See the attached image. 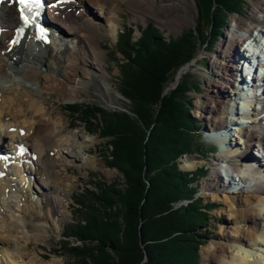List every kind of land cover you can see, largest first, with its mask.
<instances>
[{
  "label": "rangeland",
  "instance_id": "1",
  "mask_svg": "<svg viewBox=\"0 0 264 264\" xmlns=\"http://www.w3.org/2000/svg\"><path fill=\"white\" fill-rule=\"evenodd\" d=\"M179 1L180 0H158L157 4L159 6L169 2L174 5V9L170 12L166 10L158 11L155 9V11L153 10V13L155 12V17L149 16L142 19H139L138 15L144 9V3L140 5L131 3L132 7H129L125 3H121L119 5L120 12L118 17L113 13L109 14V19L116 18L115 22H113V24L117 25V31L115 33L110 31V28L112 27L107 22V16L99 15L100 13L90 3L85 2V7L77 8L78 10L74 9V14L79 19V21L77 19L73 20L74 24H76V30L90 33L91 40L102 51V58L101 61L99 60V64L96 61H92L93 65L91 67L86 68V70H80L79 73L70 77V80L66 82L67 86L63 91L58 88L49 91L48 89H45L46 87H43L44 90L40 89V92L38 91L36 95L39 100L46 99L49 102V113L52 118H54V120H61L63 125H65L66 135L73 137L72 145H70V149H73V151H71L68 146H64L62 152L57 151V153L54 154L52 150L48 152L50 154L49 156L54 158V168L52 167L51 170L53 172L57 170L58 174L57 171L54 174L62 177V185L59 186L57 191L60 197V202L57 207H54L53 209L51 207L52 205H42L40 185L37 181L35 182L36 191L32 187V191L30 188L26 192L28 195L27 199L24 197L26 189L25 187H21L22 183L17 180L15 175L9 173L5 177H0V179H2L0 180V187H6V195L0 196V213H5L6 218L9 220L10 216L14 215L15 217L12 218L11 221L16 222V224L19 225L17 235L14 234L12 237L4 234V230H2L0 241H2L1 239L4 241L9 239V242H11L12 245H15L13 247L17 248V250H14V253L19 254L22 257L19 260L20 262L26 263L29 260H32V263L34 264L35 258L37 264H81V260L79 259L77 261V256L67 252V250L76 246H81L83 250L86 248L92 250L96 246V235L90 234V231L87 232L88 235H86L81 242L78 240L79 237L83 236L81 233L79 235L78 231L85 228L87 223H91L92 220L97 219L93 214L94 209L96 210L99 219H101L104 211L109 210L113 217H116V220L111 218L114 230L116 228L117 230L118 228L122 229L124 224L121 213L125 210L124 205L119 203V206H117L116 202H112L113 207H104V205L101 204V200H103L104 196H109L110 194L107 185L113 187L114 190L126 193H128L130 187L133 185L141 186L143 192L141 201L138 204L139 206L145 204L143 201L148 203L149 200L152 201V199L157 197L158 190L155 189V191H152V188H149L150 190L147 189L149 185L147 180H141L139 178L134 182H127L129 179L125 176L122 170L112 165H108V160L111 156V145L109 144L110 137L104 135L103 129L105 126L102 124V122L107 119H103L101 122V127H103V129L98 131L100 125H98V127L94 126L93 129L92 125L88 124L89 121H85L81 114L75 112L70 113L67 110L68 106H72L73 104H86L87 106L97 107L101 111L107 113L108 111L130 112L128 100L118 91V68H120L119 64L122 54L119 50L120 45H116V43L120 44L122 40L128 39L129 41L132 40L131 42L136 41L141 35L143 29L149 25L161 32L159 41L167 43L171 42L172 39L176 40L177 38L178 48L180 49L188 46L191 42L193 43V45H191L193 46L192 55L185 62L188 63L185 66H183L185 63L181 64L175 69V71L169 74L165 81V86L167 88H165V90L163 88V90L165 92L167 90H172L177 83L183 84L186 87V90L183 91V95L180 92L179 99H176L178 102H184L183 106L187 109V113L190 117V128H183V133L180 134V136L174 135V131L171 133L169 130L167 131V135H170V137L174 135L173 138L176 142L174 146L178 144L177 148L182 150L179 154L173 157L177 170L182 172L186 178H190L188 185L195 189L193 197L199 198L203 205L205 204L208 206V210L205 211L208 220L197 231L200 232V237L195 238V240L197 239L200 242L197 245L196 250L197 264H222L220 259L217 262L214 261V259H212L211 262L208 261L209 253L214 250L215 245L222 244L226 247L231 246V250H233L234 247L239 245L235 244L239 239V233L237 231L240 228L246 230L247 226H256L258 224H260L259 228H264V218L262 214L259 215L255 212L249 213L248 217L251 219L244 222L237 216V214H235L240 208L236 205H232L230 202V200L238 201V198L241 197V208H244L245 196L250 195L251 191L255 188L253 187L254 179L247 175L249 172H245V169L252 167L255 168L253 162L254 160H257L258 162L260 161V167L264 170V160H260L259 158H256V156L254 157L253 152H255L257 147H252L248 154L249 156L243 158L246 151L243 150V145L239 143V136L237 134L238 130H230L231 125L228 124V113L222 115L223 122L221 125L216 128H210L208 121L205 119L207 113L201 109L203 102L207 99V83L205 80L211 74V66L213 61L217 58V51L220 47L226 45V40L228 38L233 39L235 44L236 49L233 53L234 55H229L235 64L238 56L241 58L242 55L245 56L248 53L249 55L251 54L250 50H248V52L245 51V49L250 46L248 41L244 44V48L241 47L242 44L239 43L240 39L238 35H244L245 33L240 31L236 34V31L231 26L233 25V20L242 19L245 24H248L251 27L253 34L257 35V29H263V26H257V22L261 16L264 15V6L261 8L263 9V12L257 13L254 4H256V2L263 4L264 0H239V2L235 3V5H238L232 8L233 10H223L220 5L210 3L211 8H214V10L207 13L199 7V2L197 0H184V3ZM114 3L115 2H112L110 6ZM145 5H147V1L145 2ZM166 19H170L172 22H177L179 27L174 30L171 26L172 23L171 25L165 23ZM86 21H89L92 26L91 28H93L92 30L83 28L79 25ZM218 22H221L222 25L216 31L213 26ZM53 23L54 22L51 21V24ZM56 25L65 31V29L58 23H56ZM128 28L132 29L130 35H127ZM63 31L62 35L60 34L59 36L57 32H54V34H56L51 35L53 37L51 40L52 42L50 41V43L45 46L42 44L41 47H46L48 50L52 49V47L57 50L56 48L60 47V49L63 50L64 47L67 46L69 51H80L90 58L91 53L88 51L90 48L88 47L87 39L79 38L78 40H71V38H69L70 36H66ZM212 31L214 32V35L211 36L210 34H212ZM123 37L126 38L123 39ZM183 37H186V44L183 42ZM170 38L172 39L170 40ZM27 39L20 44L17 52L14 53L15 56H18L21 52L24 54L27 53V50H29L30 47L34 48V41L31 44ZM38 47L39 46L36 45L34 49L36 50ZM49 53L51 56L55 54L53 51ZM65 56H67V54H65ZM54 61L55 62L51 65V68L59 69V67H61L60 74L57 70L48 71V65L36 66L38 72L53 76L56 80H64L63 77L66 75L64 71L66 61L64 62L63 60L59 63V67L58 61ZM10 63V60H8L7 64ZM14 65L18 69L21 68L19 62L14 63ZM236 70L237 72L240 71V65H237ZM84 72L85 74H83ZM235 74L238 75V73ZM4 76H0V86H13L17 91L20 90V86L16 83L24 82L22 79L19 81L18 78L16 79L12 77V80L8 78V73ZM90 76L92 79H90ZM244 76L245 75L243 74V77ZM65 77H68V75ZM230 77L231 71L227 75V80L225 82L220 81L219 83L225 89V95L227 98L226 102H228L227 107L231 110V104H234V102L236 103L238 96L234 100L233 95L235 90L233 88V78L231 77V81H229ZM41 83L42 82H40V84ZM73 88L77 89L75 93L72 90ZM222 99L223 98L218 101L224 103L225 101ZM260 106L261 109L264 110V106ZM241 107L242 105L240 104L239 109ZM254 113L255 116L258 112L255 111ZM249 122L253 125L256 121L249 120L248 123ZM152 124H150L149 127H153ZM14 125H20L25 129L27 128V124L21 121L18 123L16 122ZM227 125L229 127V132L223 129ZM252 125L248 128H251ZM177 131L179 130H176V132ZM218 131L222 132L223 137H221L224 139V141H219V143L216 141V138L209 137L212 136V132L220 137ZM144 133V139L141 142L142 146L137 149L135 148V151L141 154L144 151L143 144L146 143L145 138L148 134L146 131ZM186 135L190 139L189 143ZM242 139H246V137ZM226 142H230L231 147L226 145L225 149L222 150L221 146ZM125 148L127 150L130 149L131 151L132 145L127 143ZM236 148L237 151H244V153L241 156L234 154L228 158L229 162H234L235 166L241 170L240 173L232 175L228 173L229 167L227 168L222 158L218 160V156H230V149L232 152L233 150H236ZM72 155H76V158ZM134 156L135 155L131 157L134 158ZM190 160L199 161L200 163L197 164L193 170H185V165ZM141 164L142 162H140V166L142 167ZM121 168L123 170H128L129 166L127 167L126 163H122ZM216 168L223 169L224 172H221L220 175L223 177H221V181L225 184L222 186V190L216 191L217 193L207 189V184L211 180L213 171ZM25 178L29 180V186L31 187L32 177ZM236 180H238V182ZM228 182L230 183L226 184ZM11 184L13 185V188L10 189L9 186ZM13 191H16V194L13 193ZM90 194L96 195L94 199ZM223 194H227L228 199L224 198L222 196ZM161 196L162 194H160L159 197ZM226 199L229 200V203ZM2 200H4V204H2ZM154 201H157V199H154ZM186 202L187 200L182 198L174 202L169 201L168 206H170L171 209L177 208L179 206H184ZM31 204H34L38 209L39 217L37 220L25 221L21 219L23 213L21 209L23 208L25 211H29L28 208H30L29 205ZM138 208V210L141 211V207ZM202 209L204 210L205 208ZM157 215L158 214L155 213L154 215H151L152 217L149 219L157 218ZM143 221L145 225H148V218L145 217L143 220L138 219V228ZM24 224H26L27 230L24 228ZM36 225H38V227L35 228ZM38 228L40 230H38ZM149 228L150 227H147V230ZM245 230H242L241 232L244 233L246 232ZM139 234L138 231V237ZM258 245L259 244L257 243V245L251 244L250 246L258 247ZM2 246L3 243L1 244L0 242V249H2ZM139 248L143 253L140 261L142 262L145 260V251H143L144 247L140 243ZM0 260L3 263L6 262L1 254Z\"/></svg>",
  "mask_w": 264,
  "mask_h": 264
},
{
  "label": "bare ground",
  "instance_id": "2",
  "mask_svg": "<svg viewBox=\"0 0 264 264\" xmlns=\"http://www.w3.org/2000/svg\"><path fill=\"white\" fill-rule=\"evenodd\" d=\"M46 1L52 2L54 0ZM69 1L63 0L57 5L48 7L44 10L42 18L38 20L37 34L31 29L36 24V13H32L30 18L31 24L28 26V30L26 31V24H21L18 22L12 3L9 0H5L0 5V76H4L6 73H8V78L12 79L13 77L16 79L18 78L19 81L20 79L24 81L22 83H16L18 86H20L19 91H17L13 86H0V151L5 156L9 155V160L11 162L8 165H6L4 161L0 162V177H5L9 173L15 175L17 180L22 183L21 187H25L26 190L24 197L27 199L28 195L26 192L30 188L32 191V187L35 189V182L37 181L40 185L42 205H52L51 207L53 209L54 207H57L58 203L60 202V197L57 191L59 186L62 185V177L57 175V170V174H54L56 171L53 172L51 170L52 167L54 168V158H51L48 152L51 150L53 151V154L57 153V151L62 152L64 146H68L70 149V145H72L73 142V137L66 135L67 133L65 125H63L61 120H54V118H52L51 114L49 113V102L46 99L39 100L36 95L38 91L40 92V89H43V87H46L45 89H48L49 91L55 88L63 91L66 88V82L70 80V77L79 73L80 70H86V68L91 67L93 65L92 61H96L98 63L102 58V51L97 45L93 43L90 33L76 30V24H74L73 20L77 19L79 21V19L74 14V9L85 7V2L90 3L100 13L99 15L107 16V22L112 27L110 28V31L113 33L117 31V25L113 24L116 18L109 19V14L113 13L116 15V17H118L120 12L119 5L121 3H125L129 7H132L131 3L136 5L144 3V9L138 15L139 19L149 16L155 17V12L153 13V10L155 11V9L158 11L166 10L168 12L174 9V5L169 2H167L168 4L164 3L159 6L157 4L158 0ZM146 1L147 5H145ZM112 2L115 3L110 6ZM179 2L184 3V0H180ZM54 4L56 3H51L50 5ZM254 5L256 8L255 11L257 13L263 12V9L261 8H263L264 3L259 4L256 2ZM51 21L54 23L51 24ZM56 23L63 27L65 31L57 27ZM165 23H167V25H171L172 23L171 26L174 30L175 28L179 27L177 22H172L170 19H166ZM82 24L79 25L83 28H87L89 30L93 29L91 28L92 26L89 21L84 23L82 22ZM231 26L236 31V34H238L240 31L245 33L244 35H238L240 39L239 43H241V47L244 48V44L248 41L250 46L247 47L245 51L248 52V50H250L251 54L249 55L248 53L245 56L242 55L241 58L238 56L235 64L234 61L231 60V57H229V55H234L233 53L236 49L235 44L233 39L228 38L226 40V45L220 47V49L217 51V58L213 61L211 66V74L205 80L207 83V99L203 102L201 109L207 113L205 119L208 121L210 128H216L217 126L221 125L223 122L222 115L228 113V124L231 125L230 130H238L237 134L239 136V143L243 145V150L246 151L243 158L249 156L248 154L252 147H257L255 152H253L254 157L256 156V158L264 160V156H260V150L264 149V110L261 109L260 106H264V40H262L264 39V15H262L257 22V26H263L262 30L257 29V35L253 34L251 27L248 24H245L242 19L233 20V25ZM22 27L23 32L20 33ZM62 31L66 36H70L69 38H71V40H78L79 38L85 40L87 39L88 47L90 48L88 51L91 53L90 58L80 51H69L67 46H65L63 50H61L60 47L56 48L57 50L53 49V47L50 50L46 49V47H41L42 44L45 46L50 43V41L53 39L51 36L52 33L54 34V32H57L59 36L60 34L62 35ZM26 39L31 44L34 41L33 44L35 46H39L37 48L38 50L34 49L35 46L34 48L30 47V49L27 50V53L24 54L21 52L18 56H15L14 53L17 52L20 44L25 42ZM51 51L55 52V54L52 56L49 53ZM65 54H67V56H65ZM8 60H10V64H7ZM54 60L58 61V67L59 63H61L63 60L64 62L66 61L64 71L68 77H65L66 75L64 74V80H56V78H53V76H48L47 74H41L38 72V68L36 66L48 65V71L57 70V72L60 74L61 67H59V69L51 68V65L55 62ZM17 62L21 64L20 69L14 65V63ZM237 65H240L241 72H237ZM230 71L231 77L233 78V88L235 90L233 96L235 97L240 95V98L236 100V103L234 102V104H231V110L227 107L228 102H226L227 98L225 95V89L219 83L220 81L225 82L227 80V75L230 73ZM235 73H238V75ZM83 74H85V72ZM243 74L245 75L244 77ZM231 77L229 81H231ZM90 79H92L91 76ZM40 82L42 83L40 84ZM72 90L74 93L77 91L75 88ZM221 98H223L222 100H224L226 104L225 102L222 103L218 101ZM240 104L242 107L239 109ZM255 111L258 113L254 116ZM249 120L256 122L252 125V123H248ZM19 121L27 124V128L25 129L20 125H14ZM251 125L252 127L248 128ZM223 129L229 132L228 125ZM211 135L212 136L209 137L216 138L218 143L219 141H224V139H222V132L218 133L220 137L214 132H212ZM244 137H246V139H242ZM226 145L230 146V142L223 143L221 149H225ZM18 147L20 148V152L16 153V149ZM70 150L73 151V149ZM244 151H237L236 148V150L231 152L230 149V156L221 155L218 156V160L222 158L227 168L229 167L228 173L232 175L240 173L241 170L235 166L234 162H229L228 158L234 154L241 156L243 155ZM72 156L76 158V155ZM259 162L254 160L253 163L255 168L252 167L245 169V172H249L247 175L254 179L253 187L255 188L251 191L250 195L245 196L243 205L244 208H241V197L238 198V201L230 200L232 205H236L238 208H240L235 212V214H237V216L244 222L248 219H251L248 216L249 213L252 212H255L259 215L262 214L264 218V170L260 167L261 164H259ZM199 163V161L190 160L185 165V170H193L194 167ZM221 172H224L223 169L221 170V168L214 169L213 176L207 184L208 190L215 192L222 190V186L225 184L223 181H221ZM25 177H32L31 187L29 186V180H27ZM236 181L238 182V180ZM229 183L230 182L226 184ZM9 188H13V185L11 184ZM5 189L6 187H0V196L6 195ZM13 193L16 194V191H13ZM222 196L228 199L227 194H223ZM227 199L226 201L229 203V200ZM1 202L4 204V200ZM29 206V211H25L23 208L21 209L23 212L21 219L25 221L37 220L39 217L38 209L34 204ZM0 215V236L2 235V230H4L3 233L7 236L12 237L14 234L17 235V229L19 228V225L16 224V222L11 221V219L15 216L11 215L9 220L6 218L5 213L2 212ZM36 227H38V225H36L35 228ZM259 227L260 224L256 226H247L246 230L240 228L237 231L239 233V239L235 244L239 245L234 247L233 250H231V246L226 247L222 244L215 245L214 250L209 253L208 261L211 262L212 259H214V261L217 262L220 259L222 264H264V228ZM24 228H27L26 224H24ZM38 230L40 229L38 228ZM242 230H245L246 232L243 233L241 232ZM1 240L2 241L0 242L1 244L3 243V246L2 249H0V254L2 257H4L6 262L3 263L0 260V264H33L32 260H29L26 263L20 262L19 260L22 257L21 255L14 253V250H17V248L13 247L15 245H12L11 242H9V239L6 241L3 239ZM257 243L259 244L258 247L250 246L251 244L257 245ZM34 264H37L35 258Z\"/></svg>",
  "mask_w": 264,
  "mask_h": 264
},
{
  "label": "trees",
  "instance_id": "3",
  "mask_svg": "<svg viewBox=\"0 0 264 264\" xmlns=\"http://www.w3.org/2000/svg\"><path fill=\"white\" fill-rule=\"evenodd\" d=\"M197 1L199 7L206 13L214 10L211 8L212 3L220 5L223 10H231L238 5L235 3L239 2V0ZM221 25V22H218L213 27L217 31ZM127 32V35H130L132 29L128 28ZM210 35H214V32L212 31ZM160 37L161 32L149 25L143 29L136 41L131 42L132 40L128 39L122 40L120 44L116 43L120 45L119 50L122 54L118 68V91L128 100L129 113L124 111L107 113L86 104L68 106L67 110L70 113L81 114L93 129L94 126L100 125L98 131L103 129L101 127L103 119H107L102 124L105 126L104 135L110 137L111 156L108 165L122 170L129 179L127 182H134L140 178L149 182L147 189L158 190L157 197L154 198L157 201L154 199L148 203L143 201L145 204L139 206L143 192L141 186L133 185L126 193L107 185L110 194L104 196L101 204L104 207H111L112 202H116L117 206L122 203L125 207L121 213L124 225L122 229L114 230L111 220L114 217L110 211H104L99 219L94 209L93 214L97 219L78 231L79 235L83 234L78 240L81 242L90 231V234L96 235V246L92 250L89 248L83 250L81 246L67 250L76 255V260L80 259L81 264H197L196 250L200 242L195 238L200 237L201 234L197 231L208 220L205 212L208 206L203 205L199 198L193 197L195 189L188 185L190 178H186L177 170L173 159L182 151L177 148L178 144L174 146L176 143L174 135L180 136L183 128H190V117L183 106L184 102L177 101L180 92L183 95L186 87L177 83L174 89L164 91L167 88L165 81L169 74L191 57L193 43L180 49L177 38L176 40L170 38L171 42L165 43L159 41ZM182 39L186 44V37ZM150 124L153 127H149ZM168 130L171 133L174 131V135L171 137L167 135ZM145 131L148 134L145 138L146 143L143 144L144 151L142 154L137 153L135 148L142 146ZM186 137L189 143L190 139L187 135ZM127 143L132 145V152L125 148ZM130 155L135 156L132 158ZM122 163H126L129 169L123 170ZM90 195L93 199L96 196ZM182 198L187 200L184 206L172 209L168 206L169 201L174 202ZM138 207H141V211ZM155 213L158 214L157 218L149 219ZM145 217L148 218V225L143 221L138 228V219L143 220ZM114 219L116 220V217ZM147 227H150L149 232ZM139 243L143 245L145 251V260L142 262L140 261L143 253Z\"/></svg>",
  "mask_w": 264,
  "mask_h": 264
},
{
  "label": "snow or ice",
  "instance_id": "4",
  "mask_svg": "<svg viewBox=\"0 0 264 264\" xmlns=\"http://www.w3.org/2000/svg\"><path fill=\"white\" fill-rule=\"evenodd\" d=\"M3 2H4V0H0V3H3ZM17 2L20 5H23L24 9L30 10L29 7H28V0H17ZM37 2H38V0H37ZM24 20H25V23H27V18H24Z\"/></svg>",
  "mask_w": 264,
  "mask_h": 264
}]
</instances>
